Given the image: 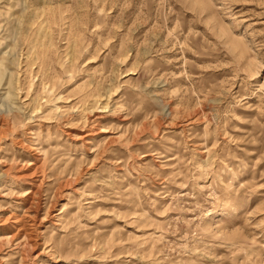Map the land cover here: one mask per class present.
<instances>
[{"label":"rangeland","instance_id":"374dc122","mask_svg":"<svg viewBox=\"0 0 264 264\" xmlns=\"http://www.w3.org/2000/svg\"><path fill=\"white\" fill-rule=\"evenodd\" d=\"M0 264H264V0H0Z\"/></svg>","mask_w":264,"mask_h":264}]
</instances>
